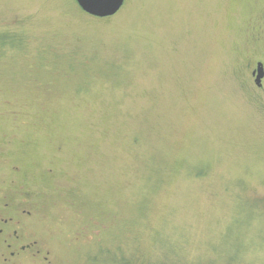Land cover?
Here are the masks:
<instances>
[{
    "label": "rangeland",
    "instance_id": "obj_1",
    "mask_svg": "<svg viewBox=\"0 0 264 264\" xmlns=\"http://www.w3.org/2000/svg\"><path fill=\"white\" fill-rule=\"evenodd\" d=\"M263 12L0 0V186L54 264H264Z\"/></svg>",
    "mask_w": 264,
    "mask_h": 264
},
{
    "label": "flooded vegetation",
    "instance_id": "obj_2",
    "mask_svg": "<svg viewBox=\"0 0 264 264\" xmlns=\"http://www.w3.org/2000/svg\"><path fill=\"white\" fill-rule=\"evenodd\" d=\"M254 26V25H253ZM251 42L255 53L249 80L252 90L264 95V12L258 15ZM263 97V96H262ZM0 186V264H54L52 251L35 229V206L20 203L11 188ZM39 234V236H38Z\"/></svg>",
    "mask_w": 264,
    "mask_h": 264
},
{
    "label": "water",
    "instance_id": "obj_3",
    "mask_svg": "<svg viewBox=\"0 0 264 264\" xmlns=\"http://www.w3.org/2000/svg\"><path fill=\"white\" fill-rule=\"evenodd\" d=\"M87 13L96 17H110L116 14L125 0H76Z\"/></svg>",
    "mask_w": 264,
    "mask_h": 264
},
{
    "label": "trees",
    "instance_id": "obj_4",
    "mask_svg": "<svg viewBox=\"0 0 264 264\" xmlns=\"http://www.w3.org/2000/svg\"><path fill=\"white\" fill-rule=\"evenodd\" d=\"M109 251V250H108ZM109 259V258H108ZM120 263H125V260L123 259V261L122 262H120Z\"/></svg>",
    "mask_w": 264,
    "mask_h": 264
}]
</instances>
